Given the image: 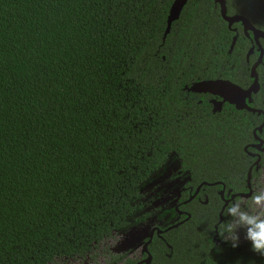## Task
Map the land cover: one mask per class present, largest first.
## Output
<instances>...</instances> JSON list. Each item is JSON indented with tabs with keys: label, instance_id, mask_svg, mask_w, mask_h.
I'll use <instances>...</instances> for the list:
<instances>
[{
	"label": "trees",
	"instance_id": "1",
	"mask_svg": "<svg viewBox=\"0 0 264 264\" xmlns=\"http://www.w3.org/2000/svg\"><path fill=\"white\" fill-rule=\"evenodd\" d=\"M172 2L0 0V264L84 256L139 214L140 187L170 158L192 188L245 191L243 148L261 119L228 104L211 113L208 93L186 90L246 89L259 50L214 0H187L164 35ZM224 3L264 32V0ZM259 45L246 105L264 115ZM256 136L264 143V126ZM219 189L203 185L207 203L182 206L189 218L153 236L149 264H264L251 243L212 241Z\"/></svg>",
	"mask_w": 264,
	"mask_h": 264
},
{
	"label": "rangeland",
	"instance_id": "2",
	"mask_svg": "<svg viewBox=\"0 0 264 264\" xmlns=\"http://www.w3.org/2000/svg\"><path fill=\"white\" fill-rule=\"evenodd\" d=\"M177 168V161L170 158L161 169L155 172L150 179L140 187L141 199L139 202L143 205L140 211L142 214L140 216H134V218L128 222L124 230L115 232L109 237L104 238L98 248L92 250L86 258L81 260L54 258L49 264H91L94 263L93 261L95 260L96 264H104L109 261V259H115L117 257L119 258L117 263L123 264L122 260L125 255H127L128 259L137 258L138 255H140V249L150 229L153 226L163 223L158 221V217L154 212L173 204L174 195L177 194L181 184L179 176L177 175ZM263 182L264 173L256 177L254 192L264 189ZM146 212H149V215L144 217ZM239 236V244L250 242L245 239L244 229H240Z\"/></svg>",
	"mask_w": 264,
	"mask_h": 264
},
{
	"label": "flooded vegetation",
	"instance_id": "3",
	"mask_svg": "<svg viewBox=\"0 0 264 264\" xmlns=\"http://www.w3.org/2000/svg\"><path fill=\"white\" fill-rule=\"evenodd\" d=\"M194 94L206 95V93L205 94H202V93H194ZM207 95H208V97H210V98L207 99V103L210 105V111H211V113L213 112V109H216L217 108V106L215 104H218L219 111L225 105H227L226 102H222L220 100V98H218L217 96H213V95H209V94H207ZM229 106H232V105H229ZM241 110H244V109H241ZM219 111H214V112H219ZM256 116H257V118H260L261 119V122H262V119H263L262 114H256ZM254 130H255V135H256L258 133L256 131V127L252 130V132ZM252 132H251V134H252ZM252 138H253V136H252ZM257 139H258V137H257ZM253 140H254V142L249 146L250 149L252 150V152H247L246 150L244 151L251 158V163H250V165L248 167V169L251 168L250 169L249 189L246 187V183H245V191L244 192L231 193L230 190H225L224 185L221 184V183H219V182L214 183V184L199 183V184L195 185L192 188V186H191L192 180H191V178L189 176V173L187 171L181 170L180 164H178L177 175L179 176V179H180L179 181H181V184H180V186L178 188V192H177L176 195H174V201H173V204L172 205L170 204L169 206H167L165 208H162L161 210H158V211H155L154 212L156 214V216L158 217V221L159 222H163V223H161L160 225H157V226H153L150 229V231L148 233V236H149L151 230H153L151 239L153 238V236H156V237L162 236V234H164V233H166V232L174 229V228H170L171 226H174V225L177 224L176 227H178L180 224L184 223L189 218V215L187 214V212H185L184 210H182L181 207L184 206V205H186V204H188L192 200H196L197 202H201L202 204H206L207 203V199L204 197V195L200 194L201 191H202V186L203 185H207V186L218 185V186H220V189L216 191V194L218 195L219 200L221 202V205L219 207V212L217 214V219H218L217 224L218 223H221L223 221V217L221 215L224 212V209L227 208V206L229 205V203H231L233 200H236L238 198H248V197H251L252 194H253V192H254V182L256 180V177H258L259 175L261 176L262 173H264V143L260 139H258L262 143H261V146L259 147V149H255L252 146L257 145L258 140L254 139V138H253ZM257 159H258L257 163L255 165H253V163ZM261 159H262V161H261ZM263 185H264V182H263ZM197 188H198V190H197ZM248 192H249V194H248ZM199 194H200V196H199ZM246 194H248V195L245 196ZM200 197H202L201 200H200ZM170 213H171V216H170ZM141 214L142 213L140 212L138 215L140 216ZM146 215H149V212H146L144 214V217ZM224 219H225V221H227V220L231 219V217L230 216H226ZM168 228H170V229H168ZM156 230L161 231V233L157 234L156 233ZM113 233H115V232H113ZM113 233H111V234H113ZM213 233H214V235L212 237V241L215 244H229L230 246H232L231 242H225L222 239L221 236L218 237V234L216 232V226H214ZM148 236H147V238H145L144 243L147 241ZM104 238H107V237H104ZM104 238H102L96 245H94L92 247V249L88 253H86L84 256H82V257L74 256L72 258H67V260H74V259H80L81 260L83 258H86L88 256V254L91 253L92 250H95V249L98 248V246L104 240ZM245 243H251V242H244V243H240L238 245H242V244H245ZM140 250H141L140 255H138L137 258L128 259L127 258V255H125V257L122 260L123 261V264H146V263L143 262L144 259H146V253H143L142 252V247H141ZM147 253H148V251H147ZM118 260H119L118 257L115 258V259H109V261H107L104 264H118L117 263ZM150 260H151V257H150ZM93 262L96 264V260L93 261ZM94 263H91V264H94Z\"/></svg>",
	"mask_w": 264,
	"mask_h": 264
},
{
	"label": "water",
	"instance_id": "4",
	"mask_svg": "<svg viewBox=\"0 0 264 264\" xmlns=\"http://www.w3.org/2000/svg\"><path fill=\"white\" fill-rule=\"evenodd\" d=\"M187 0H173L167 17H166V22H165V30H164V35L167 34L169 30V26L171 22L177 20L179 13L183 6L186 4ZM214 4L218 6V11L221 19L226 23L227 28L230 29V26L234 23H239L242 27V32L245 36H247L246 32H250L252 40L254 44L257 46L259 50V54L256 58V60L253 62V64L250 67V78L252 79L251 84L246 88V89H241L232 83L224 80H207V81H202L195 83L191 85L187 91L193 92V93H208L213 96H217L220 98L222 102H226L229 105H232L236 110H241L244 109L250 113H256V114H262V122L261 124L256 127V131L259 133L261 131V128L264 126V115L261 111L259 110H254L249 108L246 104L250 103L251 101V95L255 94L258 90V83H257V76L255 72V68L260 64L261 59L263 57V51L260 48L259 45V40L264 41V32L255 29L252 27V25L248 22L247 19H245L242 16L239 15H233V16H226V9H225V3L224 0H214ZM235 36L232 38L231 44L229 49L232 48L234 42H235ZM252 53V48L247 52L246 58ZM217 106L216 109H213L214 111H219L218 104H215ZM252 136L254 139L258 140L256 135H255V130L252 132ZM261 141L258 140L257 145L252 146L255 149H259L261 146ZM246 148H243V151H245ZM258 159L253 163L255 165L257 163ZM163 167V166H162ZM161 169V168H160ZM250 169L247 170L246 173V187L249 189V180H250ZM199 188V187H198ZM197 188V190H198ZM249 194V192H248ZM246 194L245 196H247ZM177 226H171L170 228H175ZM168 228V229H170ZM153 230H151L147 241L144 243L142 246V252L146 253V259H144V263L148 264L150 261V255L147 253V245L150 243L151 236H152ZM156 233L159 234L161 231L156 230Z\"/></svg>",
	"mask_w": 264,
	"mask_h": 264
},
{
	"label": "clouds",
	"instance_id": "5",
	"mask_svg": "<svg viewBox=\"0 0 264 264\" xmlns=\"http://www.w3.org/2000/svg\"><path fill=\"white\" fill-rule=\"evenodd\" d=\"M224 215L231 219L220 223L218 232L222 239L237 247L239 231L244 229L252 250L264 256V189L253 192L251 197L233 200Z\"/></svg>",
	"mask_w": 264,
	"mask_h": 264
}]
</instances>
